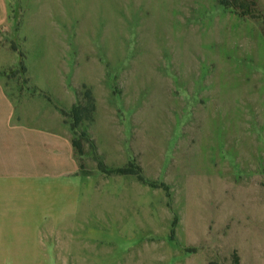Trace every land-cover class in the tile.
I'll return each mask as SVG.
<instances>
[{"label":"rangeland","instance_id":"obj_1","mask_svg":"<svg viewBox=\"0 0 264 264\" xmlns=\"http://www.w3.org/2000/svg\"><path fill=\"white\" fill-rule=\"evenodd\" d=\"M9 2L79 165L23 264H264V0Z\"/></svg>","mask_w":264,"mask_h":264},{"label":"crops","instance_id":"obj_2","mask_svg":"<svg viewBox=\"0 0 264 264\" xmlns=\"http://www.w3.org/2000/svg\"><path fill=\"white\" fill-rule=\"evenodd\" d=\"M9 1L0 0V264H23L37 261L33 235H51L49 221L63 224L65 181L78 177L79 165L52 96L5 77L19 60L10 47ZM23 66L27 77L41 71L26 57Z\"/></svg>","mask_w":264,"mask_h":264},{"label":"trees","instance_id":"obj_3","mask_svg":"<svg viewBox=\"0 0 264 264\" xmlns=\"http://www.w3.org/2000/svg\"><path fill=\"white\" fill-rule=\"evenodd\" d=\"M78 111H79V110H78L76 107H73V108H72V112H73V113L78 112ZM61 113H62L63 115H65V112L61 111ZM77 120H78V118L75 119V121H77ZM77 122H78V121H77ZM74 128H75V126L73 125L71 130L73 131ZM72 145H73L74 148L77 147V144H76V142H74V141L72 142ZM118 173L122 174V173H124V172H123V170H120V171H118Z\"/></svg>","mask_w":264,"mask_h":264}]
</instances>
